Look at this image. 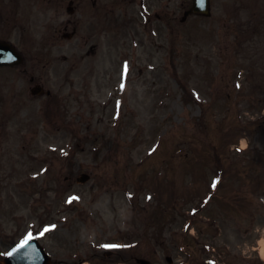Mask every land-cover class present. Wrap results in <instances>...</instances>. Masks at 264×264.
Segmentation results:
<instances>
[{"label":"rangeland","instance_id":"rangeland-1","mask_svg":"<svg viewBox=\"0 0 264 264\" xmlns=\"http://www.w3.org/2000/svg\"><path fill=\"white\" fill-rule=\"evenodd\" d=\"M27 1H20L25 12ZM30 1V14H18L15 22L4 13L7 19L2 21L10 26L0 25V37L10 35L29 60L49 59L53 68L39 69L38 63L39 71L51 75L54 90L67 109L79 112L81 119L79 123L66 121L73 123L71 128L62 127L63 121L48 126L44 120H23L28 108L33 111L38 101L27 93L19 96L28 108L20 106L15 111L16 120H10L3 115L12 116V93L0 99V259L22 230L32 223L39 227L45 219L55 222L53 232L40 240L52 256V264H72L77 254L86 252L94 258L82 264H96L95 260L109 264L107 258L101 261L108 256L100 247L103 242L115 246L139 242L147 254L152 256L156 248L159 259L169 254L177 259L175 264L190 263L192 257L202 262L208 255L201 254L206 238L203 220L209 215L211 230L216 228L213 220L223 228L219 246L223 239L230 246L234 244L236 235L227 227L231 224L239 223L242 236L240 246L230 249L229 254L213 252L219 264H230L227 259L236 264L257 260L255 249L262 246L259 240L263 231L246 234L248 212L239 211L232 219L228 211L253 209V226L264 223V0H212L209 17L192 15L184 22H180L181 5L188 0H174L176 24L173 31L160 26L156 47L152 44L154 36L142 35L144 19L139 15L141 22L143 19L139 29L129 30L125 36L129 42L131 36L140 35L143 47L132 51L125 39L109 36V40L101 39L94 55L89 50L90 0L77 1L72 15L65 10L68 0ZM158 1L166 0L151 1L150 14L156 11ZM103 12L101 9L99 20H103ZM120 12L124 13L119 19L122 24L126 14L137 18L139 8L128 9L126 5ZM113 17L117 18V9ZM68 19L79 29V35L69 41L61 38V28ZM54 33L57 35L50 36ZM124 59L130 73L125 90L120 91L117 81ZM23 80L19 85L26 90L30 84ZM113 97L122 101V113L118 119L106 121L111 118ZM104 110L105 117L101 115ZM88 118L93 119L89 132L83 125ZM76 131L83 137L73 151L72 134ZM102 132L114 137L107 149L94 143L93 137ZM129 138L134 139V145L125 144ZM241 146L246 150L238 151ZM96 149L99 153L94 154ZM173 150L176 158L168 164V154ZM115 165L120 167V176L124 171L130 173L127 186L114 178ZM44 166L50 168L33 179ZM239 169L240 176L250 180L242 196L254 200L255 206L245 202L231 205L226 196L214 204L204 201L208 192L213 193L210 199L220 195L214 191L217 187L210 186L214 192L205 189L212 177L234 178V184ZM82 170L100 171L108 183H99L90 191V183L75 182ZM154 171L160 176L144 181L146 172ZM196 171L203 177L198 185ZM169 179V186L176 190L175 209L174 203L167 207L155 191L139 186V181L152 186ZM71 192L79 193L81 200L67 206L63 199ZM140 205L144 209L141 214L137 209ZM193 208L200 209L194 213L191 229ZM186 245L191 246V256L182 248Z\"/></svg>","mask_w":264,"mask_h":264},{"label":"water","instance_id":"water-1","mask_svg":"<svg viewBox=\"0 0 264 264\" xmlns=\"http://www.w3.org/2000/svg\"><path fill=\"white\" fill-rule=\"evenodd\" d=\"M193 12H200V13H208L209 11V3L208 0H194L193 7L191 9ZM7 62V59H2L0 56V63ZM148 264V263H143Z\"/></svg>","mask_w":264,"mask_h":264},{"label":"snow or ice","instance_id":"snow-or-ice-1","mask_svg":"<svg viewBox=\"0 0 264 264\" xmlns=\"http://www.w3.org/2000/svg\"><path fill=\"white\" fill-rule=\"evenodd\" d=\"M124 72H125V73L127 72V65H125V67H124ZM120 87H121V89H123V88L125 87V85H124L123 83H121ZM118 104H119V102H118ZM213 186H215V183H213ZM70 199H72V198H70ZM53 227H54V226H53ZM48 230H49L48 228H45L44 231H42V232L40 233V235H44V233L47 232ZM30 239H31V233H29V235L25 238V240L22 241L21 244L18 245L17 247H18V248L23 247L25 244L28 243V241H29ZM13 251H15V249H14ZM9 255H11V253H9Z\"/></svg>","mask_w":264,"mask_h":264},{"label":"bare ground","instance_id":"bare-ground-1","mask_svg":"<svg viewBox=\"0 0 264 264\" xmlns=\"http://www.w3.org/2000/svg\"><path fill=\"white\" fill-rule=\"evenodd\" d=\"M261 254H262L263 258H264V241H262V250H261Z\"/></svg>","mask_w":264,"mask_h":264},{"label":"flooded vegetation","instance_id":"flooded-vegetation-1","mask_svg":"<svg viewBox=\"0 0 264 264\" xmlns=\"http://www.w3.org/2000/svg\"><path fill=\"white\" fill-rule=\"evenodd\" d=\"M171 18V17H170Z\"/></svg>","mask_w":264,"mask_h":264}]
</instances>
